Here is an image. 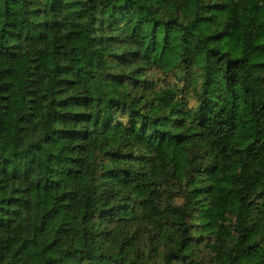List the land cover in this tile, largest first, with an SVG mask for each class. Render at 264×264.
Returning a JSON list of instances; mask_svg holds the SVG:
<instances>
[{"label": "trees", "instance_id": "obj_1", "mask_svg": "<svg viewBox=\"0 0 264 264\" xmlns=\"http://www.w3.org/2000/svg\"><path fill=\"white\" fill-rule=\"evenodd\" d=\"M264 0H0V264H264Z\"/></svg>", "mask_w": 264, "mask_h": 264}, {"label": "rangeland", "instance_id": "obj_2", "mask_svg": "<svg viewBox=\"0 0 264 264\" xmlns=\"http://www.w3.org/2000/svg\"><path fill=\"white\" fill-rule=\"evenodd\" d=\"M258 10L262 13H264V4L263 3H260L259 6H258Z\"/></svg>", "mask_w": 264, "mask_h": 264}]
</instances>
